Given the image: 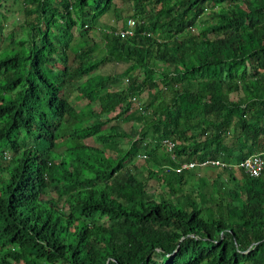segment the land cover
Returning <instances> with one entry per match:
<instances>
[{
    "label": "trees",
    "instance_id": "trees-1",
    "mask_svg": "<svg viewBox=\"0 0 264 264\" xmlns=\"http://www.w3.org/2000/svg\"><path fill=\"white\" fill-rule=\"evenodd\" d=\"M120 1L125 17L115 0H11L10 29L0 12V264H264V0ZM128 17L133 35L103 31ZM254 153L257 177L164 169Z\"/></svg>",
    "mask_w": 264,
    "mask_h": 264
},
{
    "label": "rangeland",
    "instance_id": "rangeland-1",
    "mask_svg": "<svg viewBox=\"0 0 264 264\" xmlns=\"http://www.w3.org/2000/svg\"><path fill=\"white\" fill-rule=\"evenodd\" d=\"M115 3H116V5H115V11L120 12V14L122 15V17H125L127 14L130 13V10L128 9V5H130L129 2L126 3V2H122L120 0H115ZM0 12L1 13H4L6 15V20H7V23H8L6 28H9V29L12 28V24H14L15 22H18L19 21L18 12L11 7V0L4 1L3 5L0 6ZM120 21L121 20H116L115 21L114 18L111 16V12H108L106 14H103L102 16H100L97 19V22L98 23H101L102 25H106V24H110V23H116L118 25L120 23ZM197 28H198V25L195 26L194 31ZM15 30L18 31L19 30L18 27H16ZM93 36L96 39L98 37V32L97 31L93 32ZM100 52H101V49L100 48H97L95 50V52H93V53L96 54V55H98V54L100 55L101 54ZM123 68H124V65L122 63L115 65V71L116 72L121 71ZM94 73H97V71H95ZM122 83H123V80H122ZM153 91H154V89H153ZM73 94L74 93H72L71 96H70L71 99L73 97ZM233 96L236 97L235 94H233ZM145 97H146L145 94L140 95V100H144ZM146 100H147V98L144 101H146ZM75 104H76V106L78 108L80 107V110H82V111H87L90 108L89 107L90 105L87 104L86 100H84V99L76 100ZM93 109L94 110H97L96 108H93ZM112 114L113 113H109L110 116ZM121 126H122V129H124L127 132H130V130H132V127L134 125L131 122H124V123L121 124ZM102 131L103 132H106V131H108V129L105 128ZM86 141L88 143H91L92 142L91 139H86ZM59 145H60V143L57 144V146H59ZM124 146H126V145L124 144ZM133 163H137L136 166L138 168L144 165L141 159H136V158L133 160ZM140 175H141L140 172H138L136 176L139 178ZM206 178L208 180H211V177H208L207 176ZM189 182L191 184L193 182L196 183V178H194V177L191 178L190 177V181ZM152 188H153V186H148V189L149 190H152Z\"/></svg>",
    "mask_w": 264,
    "mask_h": 264
},
{
    "label": "clouds",
    "instance_id": "clouds-1",
    "mask_svg": "<svg viewBox=\"0 0 264 264\" xmlns=\"http://www.w3.org/2000/svg\"><path fill=\"white\" fill-rule=\"evenodd\" d=\"M130 17H128V18H126L125 19V27H120V26H117V28L115 27L114 29H110V28H105V29H103V31L105 32V33H107V34H113V35H116V36H119V37H125V36H131V35H133V33L131 34V35H124V36H120L119 34H118V31L120 30V29H125L126 28V26H127V24H126V20L127 19H129ZM131 19H133V18H131ZM134 21V20H133ZM134 26V25H133ZM98 29H101L100 27H97L96 29H94V31H97L98 32ZM132 30H133V27H132ZM133 32H134V30H133ZM101 53H102V50H101ZM78 82V81H77ZM124 82H125V79H124ZM65 90V89H64ZM63 90V91H64ZM73 92H71V94H72ZM71 96V95H70ZM73 96H74V94H73ZM133 99V98H132ZM68 101L72 104V105H74L75 106V101L76 100H73V97H72V100H71V98L69 97V99H68ZM133 103L135 104V105H138L139 103L135 100V98L133 99ZM77 107V106H76ZM77 111H78V108H77ZM78 114H80V113H78ZM108 115H109V113H108ZM110 116V115H109ZM21 138L20 137H15L12 141H9L7 144V146H5L2 150H1V156H3V158L5 159V160H7V161H9L10 160V157L12 156V150H13V147H12V145H14V144H17V143H19L18 141L20 140ZM25 142H26V140H25ZM87 142V141H86ZM58 143H60V145L59 146H57V144ZM57 144H56V148L54 149V150H56V151H58V153H61L62 155H63V152H62V145L64 144V142H58ZM88 143V142H87ZM65 145V144H64ZM25 146V144H23V145H19V146H17L15 149H17L18 151H20L23 147ZM11 149V150H10ZM165 149V148H164ZM167 151V150H166ZM170 151V150H169ZM52 152H53V150H52ZM249 155H251V154H249ZM141 157L140 159L142 160V158L144 157V155L142 154V155H136V158H138V157ZM248 156V155H247ZM246 156V157H247ZM245 158V157H244ZM242 160V159H241ZM241 160H239V161H241ZM206 161V160H205ZM239 161H237V162H233V163H230V164H227V163H225V162H223L225 165L224 166H219V165H215L216 167H221V168H227V169H234V170H237L238 172L240 171V173H242V174H244L245 176H247V177H251V176H249V175H247V174H245L242 170H240L239 168H238V162ZM182 162H187V161H182ZM182 162H179V163H177V165L176 166H167V167H165L164 169L165 170H168V169H170V170H173L174 172H181V171H183V170H193L194 169V166H192V167H187V168H181L180 170H175ZM188 162H190V161H188ZM222 162V161H221ZM208 163V162H207ZM196 165H199V163L198 164H196ZM214 165V164H213ZM195 170V169H194ZM222 176H223V179H225V175L224 174H222ZM257 177V176H256ZM221 178V177H220ZM15 186H22V184L19 182V181H11L10 182V184H9V186L8 187H12V189H13V191H14V187ZM6 191V190H5ZM7 192V191H6ZM9 193V192H8ZM9 194H11V193H9ZM12 195H14V194H12Z\"/></svg>",
    "mask_w": 264,
    "mask_h": 264
},
{
    "label": "built area",
    "instance_id": "built-area-1",
    "mask_svg": "<svg viewBox=\"0 0 264 264\" xmlns=\"http://www.w3.org/2000/svg\"><path fill=\"white\" fill-rule=\"evenodd\" d=\"M126 28L120 29L118 31V34L120 36L124 35H131L133 33L132 27L134 25L133 19L129 18L126 20ZM163 147L165 150L169 151L171 150L173 146V142L169 139H163L162 140ZM210 163L214 165L224 166L225 164L217 159L215 160H209V161H202L199 163V165H204L205 163ZM197 163H194L192 161L190 162H182L175 170H180L181 168H189ZM263 167V159L260 154L254 153L251 155H248L247 157L243 158L241 161L238 162V168L242 170L245 174L256 177L259 175L261 168Z\"/></svg>",
    "mask_w": 264,
    "mask_h": 264
}]
</instances>
